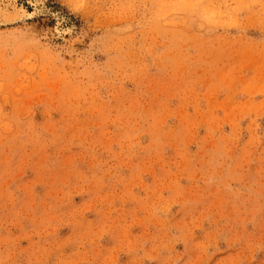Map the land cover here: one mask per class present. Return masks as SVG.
I'll use <instances>...</instances> for the list:
<instances>
[{
    "label": "rangeland",
    "instance_id": "374dc122",
    "mask_svg": "<svg viewBox=\"0 0 264 264\" xmlns=\"http://www.w3.org/2000/svg\"><path fill=\"white\" fill-rule=\"evenodd\" d=\"M1 12L0 264H264V0Z\"/></svg>",
    "mask_w": 264,
    "mask_h": 264
},
{
    "label": "bare ground",
    "instance_id": "6f19581e",
    "mask_svg": "<svg viewBox=\"0 0 264 264\" xmlns=\"http://www.w3.org/2000/svg\"><path fill=\"white\" fill-rule=\"evenodd\" d=\"M12 4V3H11ZM12 7L14 8V11L13 12H11V13H7L6 12V16H16V15H20L21 13H22V11H23V9L22 8H20V7H18L17 5H15V4H12ZM5 11V10H4ZM11 11V10H10ZM9 12V11H8ZM24 12V11H23ZM1 15H2V12L0 13ZM4 14V13H3ZM23 14H25V13H23ZM4 15V16H5ZM9 19V18H8ZM11 19V18H10Z\"/></svg>",
    "mask_w": 264,
    "mask_h": 264
}]
</instances>
